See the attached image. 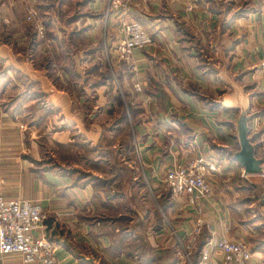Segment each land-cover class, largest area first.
<instances>
[{"label":"crops","instance_id":"crops-1","mask_svg":"<svg viewBox=\"0 0 264 264\" xmlns=\"http://www.w3.org/2000/svg\"><path fill=\"white\" fill-rule=\"evenodd\" d=\"M106 2L0 0V192L46 210L32 233L51 243L59 264H194L201 229L188 257L176 249L197 219L209 238L247 241L245 264H264V183L241 175L233 157L240 108L249 106L264 134V0H126L104 15ZM26 3L44 27L41 38L23 18ZM120 17L139 21L152 38L131 50L138 91L128 63L102 53L121 36ZM100 58L120 83L124 122ZM261 138L252 140L256 155ZM44 141L61 145L62 158L42 156ZM199 149L220 166L209 177L211 194L189 205L161 179ZM0 264L31 263L6 253Z\"/></svg>","mask_w":264,"mask_h":264},{"label":"built area","instance_id":"built-area-1","mask_svg":"<svg viewBox=\"0 0 264 264\" xmlns=\"http://www.w3.org/2000/svg\"><path fill=\"white\" fill-rule=\"evenodd\" d=\"M126 0H107L104 7V15L114 11ZM24 19L35 23L36 35L43 37L44 27L37 18L35 8L26 3L24 5ZM5 21V19L3 18ZM118 26L121 36L115 40L112 46L105 45L102 53L107 61L122 60L128 63L132 73V87L140 90L141 86L136 80L135 66L131 50L151 43L152 38L143 25L137 20L120 17ZM109 50H113L110 56ZM260 66L264 69V58L260 60ZM114 82L117 84L116 80ZM262 122L258 116H254L251 123V132L262 136L258 148L259 155L264 159V134L261 129ZM22 127V124H19ZM218 158L209 155L204 149H199L194 155L183 163L169 164L162 176V184L171 197L178 198L185 204L196 205L201 198L211 194L210 174L219 169ZM241 175H248L244 170ZM264 183V161L262 169L257 174ZM46 210L37 201L27 198L7 197L0 192V254L18 253L24 263L31 264H59L52 252L51 243L43 236L34 235L32 230L46 217ZM202 219H197L193 234L186 241L180 239V247L176 253L186 258L193 247L194 238L200 231ZM221 255L218 262H214L211 256L214 252ZM251 247L247 241L232 239L226 235L211 236L202 246L200 256L194 264H245L251 256Z\"/></svg>","mask_w":264,"mask_h":264},{"label":"trees","instance_id":"trees-1","mask_svg":"<svg viewBox=\"0 0 264 264\" xmlns=\"http://www.w3.org/2000/svg\"><path fill=\"white\" fill-rule=\"evenodd\" d=\"M30 37H31L30 41L34 42V40H33V34H31ZM95 64H96V66L98 68L101 69L100 70V76L102 78V82L105 83V84H107L108 87H109V89L113 91L111 93L110 97H111L112 100H114V105H116L117 107H121V109L119 111V114H118L119 117H118L117 120L119 122L126 121V119H127L126 113H125V110H124V106H123V104L121 102L120 94H119L118 89H117V87H118V85L120 83H118V85H117L114 82V80L112 78V75H110V72H109V70H108V68L106 66L105 60H102L101 58H100V60L97 59V61H96ZM110 105H112L111 102H110ZM106 129H109V127H106ZM124 141H127V140H124ZM83 175L87 179L91 180L93 182V185H95V186L100 185L102 182L105 183V180L104 179L98 178L96 176H92L90 174L88 175L87 173H84ZM244 182L246 184H248V185H253L252 183L247 182V180L244 181ZM166 201H167V196L165 194L164 197H163V199H162V202L160 201V204L165 205ZM124 229H125V227L122 226V227H120L119 230L122 231ZM119 235H120L119 236V239H123V236L124 235L121 232H119ZM138 238H139L138 236H134L133 237V239L134 240L136 239V241L134 242V244L132 246H133V249H134L135 252H140V254L142 255L143 254V252H142V249H143L142 248V242L139 241V240H137ZM208 238H209V231H208L207 227L205 225H203L202 228H201L200 236L198 237V239H197V241H196V243L194 245V248H193V250H192V252L190 254V258H191V260H192L193 263H195L198 260V258L200 256L201 248H202L203 244L208 240Z\"/></svg>","mask_w":264,"mask_h":264},{"label":"water","instance_id":"water-1","mask_svg":"<svg viewBox=\"0 0 264 264\" xmlns=\"http://www.w3.org/2000/svg\"><path fill=\"white\" fill-rule=\"evenodd\" d=\"M249 106L240 108L236 118V131L239 148L233 152L234 159L243 167V170L251 175L258 174L262 169L263 157L255 153V145L252 140L256 133H251V123L255 115L248 114Z\"/></svg>","mask_w":264,"mask_h":264},{"label":"rangeland","instance_id":"rangeland-1","mask_svg":"<svg viewBox=\"0 0 264 264\" xmlns=\"http://www.w3.org/2000/svg\"><path fill=\"white\" fill-rule=\"evenodd\" d=\"M66 6H67V4L64 7H66ZM103 11H104V8H103ZM64 15H65L64 13H61V12L58 13V17H60V18L61 17H64ZM71 50L73 51L74 58L80 64L81 63V57H80L79 52L78 51H75L74 48H71ZM79 69H81V68H79ZM41 151H42V156L49 157L50 152H52V153L56 154V156L58 158H60V157L62 158L63 153H64V148L61 145L53 144V142L52 143H48V142L44 141V146L41 149ZM260 178L261 177L259 175H257V174H254V175L251 176V179L252 180H256V181H259Z\"/></svg>","mask_w":264,"mask_h":264}]
</instances>
